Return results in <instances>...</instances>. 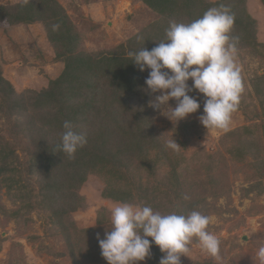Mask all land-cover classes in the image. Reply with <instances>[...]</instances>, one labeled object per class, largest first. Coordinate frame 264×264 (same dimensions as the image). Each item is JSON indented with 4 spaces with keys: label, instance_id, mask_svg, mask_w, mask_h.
<instances>
[{
    "label": "rangeland",
    "instance_id": "rangeland-1",
    "mask_svg": "<svg viewBox=\"0 0 264 264\" xmlns=\"http://www.w3.org/2000/svg\"><path fill=\"white\" fill-rule=\"evenodd\" d=\"M20 1L0 0V6L9 7ZM57 2L66 9L74 20L76 32L81 35L75 52L90 53L96 60L126 42L151 20L140 3L132 5L130 0H98L88 4H83V0ZM246 6L255 21L256 35L255 40L249 39L244 47L237 44L235 62L240 68L244 92L237 111L232 114L229 129H207L200 122L205 98L196 90L189 95L199 101L200 108L179 121L167 116L171 108L176 107L175 99H170L162 108H154L150 102H155L163 93H152L146 106L154 113L150 125L159 142L146 154L158 160L148 165L139 158L132 167L134 179L141 180L146 188L152 186L155 194L151 196L152 203L159 202L165 211L176 204L182 209L186 202H190L184 199L185 196L190 198L198 193L205 196L207 207L204 214L212 218L208 230L221 241V264H259L256 252L264 246V1L246 0ZM53 34L54 31L47 34L40 21L10 25L7 18L0 19V65L3 76L16 92L43 89L61 74L65 60L57 55L62 51L65 53V46L63 42L55 46L50 39ZM245 35L247 37L248 33ZM100 68L98 66L97 77L102 76V71L109 70L106 64L102 65V71ZM188 84H192L191 79ZM5 127L0 119V133L5 137V142L0 145L2 154L8 153L9 143L23 158L25 152L17 149L8 138ZM173 138L181 146L178 152L166 148V142ZM160 143L164 144L166 153L162 152ZM2 159L0 156V164ZM10 166L14 167L7 173L12 174L7 179L8 183L12 182L11 187L17 181L27 187L24 172L14 157L10 159ZM111 171L115 181L125 175L122 169L111 168ZM3 177L7 178L5 173H0V180ZM177 178L179 185L174 184ZM157 180L177 189L189 187L190 196L186 193L180 200H174ZM105 184L102 176L88 173L80 187L70 191L82 195L87 203L85 210L71 212L67 217L77 228L94 226L99 208L107 207L111 211L121 203L102 196ZM211 192L218 196H212ZM23 193H19L16 187L8 189L6 182L0 185V264H108L101 252L90 254V257L84 254L85 261H74L67 252L65 241L50 234L48 228L52 223H46L45 211L33 210V220L30 225L26 224L23 208L17 210L19 216L15 213L21 204L18 195ZM109 222L112 225V214ZM189 247L188 256H181V264H218L201 249L195 238ZM136 264L147 262L138 261Z\"/></svg>",
    "mask_w": 264,
    "mask_h": 264
},
{
    "label": "trees",
    "instance_id": "trees-1",
    "mask_svg": "<svg viewBox=\"0 0 264 264\" xmlns=\"http://www.w3.org/2000/svg\"><path fill=\"white\" fill-rule=\"evenodd\" d=\"M95 1L98 0H83L82 3ZM130 1L132 5L140 3L150 15V22L97 60L90 53L75 52L81 35L73 26L74 20L57 0H29L27 4L21 0L9 7L0 6V19L7 18L10 25L40 21L50 35L51 31L53 33L52 25L59 24V29L50 39L55 46L64 43L65 53L59 52L57 56L65 60V67L48 87L16 92L3 76L0 65V119L6 125L8 138L17 145V149L25 152V158H21L9 143L8 153L2 154L0 150L3 157L0 173L7 176L1 178L0 185L6 182L8 189L16 187L19 193L25 191L18 195L21 204L15 213L23 208L22 216L26 224L30 225L33 220V210L47 212L45 221L52 223L48 228L50 234L58 235L65 241L68 254L76 262L85 261L84 254L88 257L96 252L99 254L101 248L97 234L103 239L105 232L112 228L109 222L111 211L107 207L97 210L95 225L86 229L77 228L73 220L67 218L71 212L87 207L82 195L70 191L79 188L88 173L102 176L106 181L102 196L117 202L150 206L162 214H187L191 210L204 214L207 207L204 195L198 193L190 196L189 187L177 189L157 180L174 200H180L186 193L190 196V202H186L182 209L176 204L165 211L159 202L152 203L151 196L155 195L152 186L146 188L141 180L134 179L132 167L135 161L141 158L142 163L150 165L158 160L148 157L146 153L157 147L159 138L150 125V117L154 115L152 108L146 106L153 93L145 82L150 69L141 71L129 54L142 47L151 50L157 46L159 41L165 39L170 21L190 23L202 17L208 9L220 5L228 6L235 15L230 35L239 37L237 44L244 47L249 39L255 40L256 24L247 11L246 0ZM245 32L248 33L247 37ZM103 64L109 70L102 71ZM98 66H101V77L96 75ZM65 121H70L75 131L85 133L87 139V143L77 150L72 159L58 148ZM4 138L0 133V145L5 142ZM160 146L162 152L166 153L164 144L160 143ZM11 157L21 166L27 187L18 181L11 187L12 182H7L12 175L8 176L7 173L14 169L9 167ZM111 168L122 169L125 175L115 181ZM179 183L177 178L174 184ZM212 196L218 194L213 192ZM148 239L151 240V237ZM164 255L159 246L152 243L151 256L144 261L159 264Z\"/></svg>",
    "mask_w": 264,
    "mask_h": 264
},
{
    "label": "clouds",
    "instance_id": "clouds-1",
    "mask_svg": "<svg viewBox=\"0 0 264 264\" xmlns=\"http://www.w3.org/2000/svg\"><path fill=\"white\" fill-rule=\"evenodd\" d=\"M23 2L27 4L29 0ZM234 23L235 15L228 6L213 7L190 23L170 21L165 39L157 46L151 50L142 47L129 54L141 71L150 69L145 81L148 88L153 93H163L150 102L154 108H162L174 98L176 107H170L167 116L173 121L184 119L201 106L189 95L196 90L205 98L200 122L207 129H229L244 92L235 62L239 37L230 35ZM52 29L58 30L59 24H53ZM63 128L58 148L72 159L87 143L86 134L75 131L70 121H65ZM180 147L174 138L166 142V148L173 151L178 152ZM111 214V230L105 232L103 239L97 234L101 255L108 264L144 261L151 256L152 243L165 253L159 264H181V256H188L194 238L203 251L221 264V241L208 230L212 218L200 211L162 214L150 206L125 202L114 206ZM256 257L259 264H264V246Z\"/></svg>",
    "mask_w": 264,
    "mask_h": 264
}]
</instances>
